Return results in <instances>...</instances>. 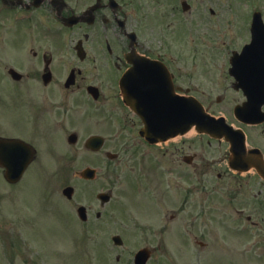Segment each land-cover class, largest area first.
<instances>
[{
  "label": "flooded vegetation",
  "instance_id": "obj_1",
  "mask_svg": "<svg viewBox=\"0 0 264 264\" xmlns=\"http://www.w3.org/2000/svg\"><path fill=\"white\" fill-rule=\"evenodd\" d=\"M113 1L118 6L112 0H64L65 7L59 8L57 0H21L20 4L9 3L8 9L0 13V164L4 162L10 168L26 166L20 180L6 181V211L14 215L12 223L25 231L16 242L9 239L10 260L20 256L23 264L40 261L43 250L35 241L36 228L45 223L42 221L45 214H56L57 199L64 204L66 219L75 226L107 230V205L96 203V209H91L89 205L99 202V191L90 188L95 181L85 180L80 173L87 167L97 168L109 162L127 161L132 170L135 166H155L161 177L154 180V188L159 187L165 193L160 207L156 197L150 195L152 207H157L153 217L138 213L137 218L148 223L142 221L133 229L118 228L117 235L122 241L118 251L122 257H128L127 264H133L136 253L144 249L150 256L148 264L165 260L171 254L173 237L176 242L187 244L191 237L196 238L191 235L194 228L198 239L204 225V182L211 171L217 180L229 181L232 213L249 227L264 228V218L256 223L246 213V205L252 199L251 180L257 179L263 187L264 181L257 170H245L253 161L262 159V155L264 158V144L260 142H264V123L243 124L233 109L228 113V121L235 129L245 131L247 149L232 151L226 141L200 135L207 138L209 146L216 142L223 147L217 149L212 160L206 159L203 147L193 148L184 140V144L172 148L171 141L150 144L142 138L144 120L125 104L122 96L121 82L131 70L136 83L135 97L139 100L172 98L173 89L178 96H193L199 101L231 100L234 107L246 98L232 77L228 76L224 83L211 81L206 78L211 75L209 69L190 70L183 61L185 57L178 55L180 52H175L180 57H174L176 47L169 45V29L163 22L168 11L162 10L172 0ZM192 11L190 5L187 13ZM84 12H89L86 17L91 23L66 25L61 21L62 17ZM16 13L22 16V25L14 23ZM196 17L201 19L197 21L215 22L220 10L209 6ZM167 78L169 87L165 84ZM190 78L196 82L191 86ZM146 106L141 103L139 111ZM93 137L101 140L98 150L87 146ZM231 159L236 168L231 166ZM134 170L135 191L152 187L150 174ZM33 171L38 175L33 176ZM4 173L0 166V178L4 179ZM170 180L182 185L177 201L181 215L172 208ZM45 181L50 183L47 190ZM69 186L74 187L71 196L63 190ZM16 188L21 193L8 197L7 192ZM217 192L216 187L214 195ZM263 192L264 188L256 194L260 196ZM190 197L194 203L188 212L184 204ZM2 199L0 194V205ZM216 200L215 197V204ZM166 204L170 209H165L162 218L159 209ZM80 206L86 207L83 217L78 213ZM94 217L96 220L92 221ZM19 223L23 226L18 227ZM132 235L143 240L134 244V249L128 247Z\"/></svg>",
  "mask_w": 264,
  "mask_h": 264
},
{
  "label": "rangeland",
  "instance_id": "obj_2",
  "mask_svg": "<svg viewBox=\"0 0 264 264\" xmlns=\"http://www.w3.org/2000/svg\"><path fill=\"white\" fill-rule=\"evenodd\" d=\"M188 2L192 6V12L184 13L182 11L181 0H172V5H165L162 8V10L168 11V18L163 22L167 24V29H169V45L176 47L173 55H183L185 57L183 61L190 68L195 66L198 69H209L211 75L206 78H210L214 82L221 81L224 83L225 79L229 76L228 67L231 52L233 50L239 51L244 42L250 38L249 28L251 21L249 19L251 13L261 11L264 18V0H188ZM207 2H209V5ZM205 4L207 5L205 6ZM209 6L218 8L220 10V17H216L215 22H208L207 19L206 21L204 19L197 21L196 19L198 17L196 15L198 13H204V8H208ZM198 19L201 20L200 18ZM20 22L22 21L16 23L22 25L23 23ZM210 24H215V28L211 30L209 27ZM176 51L180 53L177 55L175 53ZM192 83L196 82L190 78L188 85L191 86ZM201 89L208 92L204 88ZM204 103L211 105L210 112L215 115L225 114L228 116V113L233 110L234 106V102L231 100H226L221 104L215 101H205ZM190 137L187 136L177 139L172 142L171 147H176L178 143H183L184 140L186 144L193 145V148L203 147L205 157L208 160H212L217 155L218 148H223L216 142H213L209 146L207 144V138L205 137L199 135ZM260 142L264 144V142ZM146 167L154 174H157L158 178L161 177L160 170L151 165H142L140 168L135 166L133 170L127 161L123 164L109 162L108 164L104 163L103 165L97 166L98 179L96 185L90 188H96V191L102 188L105 190L107 188L113 189L115 197V201L113 200L106 206L109 213V216H107L109 223L107 230L102 231L101 229L93 227L80 229L77 225L68 223L70 222L69 218H67V224L63 223L59 218L66 220V216L64 215L66 209L60 199H57L59 202H57L56 214L54 212L53 215L50 213L46 214L59 219L56 220V228L47 229V227L52 226L47 222L41 223V226L36 228L35 241L39 248L43 250V253L39 258L40 261H35L33 264H56V262L59 264H124L128 257L123 256L116 261L120 255V251L114 249L112 246L111 237L117 233V229L120 227L126 226V228L131 227L133 229L140 226L142 221H144L143 223H148L149 221L147 220L134 217V213L137 211L144 212L146 210L147 216L153 217L155 214L154 210L160 207L159 203L165 199L163 190L159 187L154 188L155 175H152ZM135 168L139 172L151 175L153 180L152 187L143 192L151 196L153 194L156 197L158 201L157 207L151 206L153 203L152 199H141L134 193L133 181ZM129 170L132 171L130 172ZM43 173L41 171V177H43ZM32 175L37 176L38 174L33 171ZM170 181L172 182L173 188L172 208L176 209L181 215L180 209L178 207L175 208V203L178 201V195L182 190V185L177 183V180ZM251 183L253 184L252 199L251 204L246 205V213H252L256 221H262L264 218V192L260 196L256 193L258 190H263L264 187L257 179L251 180ZM44 184L47 190V186L50 183L45 181ZM3 185L4 182L0 178V191L3 195L1 203L5 199L7 189L6 184L5 187ZM216 187L218 188V192L214 195L213 192ZM20 193L21 189L19 188L11 189L7 192V196L12 197L14 194ZM230 193L231 187L229 181L217 180L216 176L212 174V171L207 173L204 182L203 232L200 234L199 231V236L196 240L197 234L195 233L197 232V228H194V234L191 235H196V238L191 237L189 243L185 245L174 241V244L170 246L171 254L169 257L165 260H154L150 264H264V228L260 230L250 227L247 231H244L241 230L242 225H245L244 221L237 220L234 224L229 222L233 217V214H231L232 205L229 196ZM214 197L217 198L215 207L213 205ZM140 199L142 201L141 203ZM6 202L5 200L0 206V264H23L21 263L22 258L20 256L12 257L11 260L9 257L7 258L8 240H13V238L15 240L17 237L20 238L22 230L18 229L16 227L17 225L12 223L13 215L10 216L11 214L7 213ZM93 203L96 204L99 202L94 201ZM144 203L150 206L145 207ZM193 203L194 199L190 197L189 202L186 205L184 204L188 212H191ZM95 204L93 205L95 206ZM20 206H22L20 208L22 209L23 205L20 204ZM167 208L168 206L166 204L161 209L159 215L162 218H164L165 209ZM95 209L96 206L93 210ZM234 215L237 217L236 213ZM143 216H145V212ZM46 220L44 215L42 221ZM95 220L94 217L92 221ZM77 223H79V220H77ZM64 224L66 225L64 226ZM18 226L22 227L23 224L19 223ZM70 235L71 240H74L72 243L70 241ZM24 237L25 235L21 239ZM99 237L102 238V241L96 243ZM87 240L89 241L87 242ZM86 242L89 246L86 245ZM130 242L132 245L130 243L128 245L131 246V249H134L136 247L134 244L141 243L143 240L141 237L132 235ZM199 242L205 243V246L201 247ZM183 243L185 242L183 241ZM215 252H219L218 259L213 262L208 261L212 259L210 257ZM51 257L56 259V262Z\"/></svg>",
  "mask_w": 264,
  "mask_h": 264
},
{
  "label": "water",
  "instance_id": "obj_3",
  "mask_svg": "<svg viewBox=\"0 0 264 264\" xmlns=\"http://www.w3.org/2000/svg\"><path fill=\"white\" fill-rule=\"evenodd\" d=\"M253 41L246 46L243 53L232 59L231 74L239 81L240 86L245 88L249 101L242 108L239 115L243 120L250 123H257L264 120V113H260L264 105V89L262 98L256 93L249 92L247 88L256 85L264 87V23L260 14H255L252 27ZM237 56V55H236ZM235 56V57H236ZM126 103L134 109V101L125 97ZM157 101H153V104ZM163 103L162 110L143 116L148 119V128L143 131V135L151 138L152 141L166 140L178 134L186 133L193 125L200 132H205L215 138H226L237 148H244L245 139L243 136L233 134L231 127L225 123L224 118L217 119L209 115L204 107L196 100L173 99ZM156 114V115H155ZM164 126L159 132H152L150 128ZM264 178V170L260 168ZM94 171L86 170L84 174L91 176Z\"/></svg>",
  "mask_w": 264,
  "mask_h": 264
},
{
  "label": "bare ground",
  "instance_id": "obj_4",
  "mask_svg": "<svg viewBox=\"0 0 264 264\" xmlns=\"http://www.w3.org/2000/svg\"><path fill=\"white\" fill-rule=\"evenodd\" d=\"M192 133H194V131H191L189 134H192Z\"/></svg>",
  "mask_w": 264,
  "mask_h": 264
}]
</instances>
